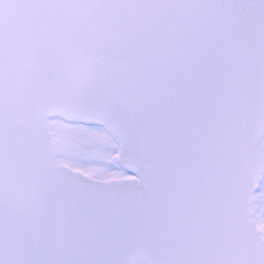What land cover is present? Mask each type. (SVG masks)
Here are the masks:
<instances>
[{
	"label": "snow or ice",
	"instance_id": "snow-or-ice-1",
	"mask_svg": "<svg viewBox=\"0 0 264 264\" xmlns=\"http://www.w3.org/2000/svg\"><path fill=\"white\" fill-rule=\"evenodd\" d=\"M0 264H264V0H0Z\"/></svg>",
	"mask_w": 264,
	"mask_h": 264
}]
</instances>
